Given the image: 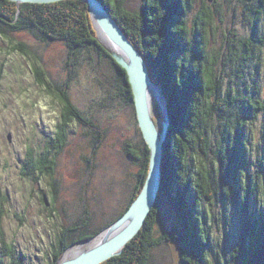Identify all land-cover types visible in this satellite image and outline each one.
Wrapping results in <instances>:
<instances>
[{"label": "trees", "instance_id": "obj_1", "mask_svg": "<svg viewBox=\"0 0 264 264\" xmlns=\"http://www.w3.org/2000/svg\"><path fill=\"white\" fill-rule=\"evenodd\" d=\"M99 1L129 40L141 50L150 77L163 90L169 118L160 165V189L155 204L142 228L128 241L123 252L100 264H147L150 248L161 241L154 238L152 232L161 211L162 199L173 209L178 224L182 225L179 227L180 234L175 228L163 234L165 239L167 236L184 244L179 264H214V261L222 264L210 232V221L214 219L209 204L217 196L222 202L221 235L231 242L230 257L224 259L225 262L222 260L223 263L237 258L240 264H264V122L258 129L254 130L252 126V122L257 121L261 113L264 114V90L256 81L263 62L260 54L264 51V0H238L240 17L250 35L232 30L220 50L209 48L211 24L220 13L216 2L212 4L211 11L207 5L195 10L193 0H142L140 10L128 9L124 0ZM190 11L191 26L187 24ZM5 21L12 30L36 28L42 37L62 38L72 49L95 51L98 58L103 57L112 64L121 100L133 103L127 72L94 36L84 1L17 4L11 0H0V23ZM4 35H8L7 31L0 27V37ZM19 46L22 52H27L24 43ZM218 63L230 70L233 82L236 83V78L242 79L243 86L231 84L222 90L215 70ZM33 67L36 81L47 85L46 92L60 102L63 112L56 126V144L44 145L37 154L31 147L27 148L23 173L32 178L34 174L37 177L51 173L55 155L66 139L68 121H83L81 112L69 96L67 83L50 88L47 82L50 79L44 69L36 65ZM245 77L249 79V84H246ZM213 98L215 102L210 103ZM213 111L218 117L216 127L220 134L215 151L222 169L218 186L213 182V170L204 164L195 165L188 153L192 143L200 138L208 144L205 131L213 119ZM255 131L259 132L257 137L253 136ZM46 147L50 149L46 150ZM143 155L138 189L116 218L127 210L147 176L149 150L144 148ZM225 177L229 181H224ZM49 192L51 201L55 200L53 187ZM1 198L5 200V196H0V205ZM228 204L231 207L228 208ZM3 210L1 208V214ZM114 220L100 227L84 226L74 236L70 234L73 228H66L58 237L56 261L67 246L94 235ZM231 222L237 225L236 230L232 229ZM1 242L5 244L3 235ZM0 253L7 256L12 264H18L17 260L21 259V255L16 257L9 244L3 245ZM0 264H4L2 259Z\"/></svg>", "mask_w": 264, "mask_h": 264}, {"label": "rangeland", "instance_id": "obj_2", "mask_svg": "<svg viewBox=\"0 0 264 264\" xmlns=\"http://www.w3.org/2000/svg\"><path fill=\"white\" fill-rule=\"evenodd\" d=\"M141 2L124 0L123 3L130 10H140ZM214 2L220 13L211 24V50H220L232 30L241 35H250L240 17L238 0H193V6L196 10L207 5L212 11ZM191 12L187 16L189 26L192 23ZM0 25L8 34L0 37V196H5V200L1 198L0 205V252L3 245L9 244L16 257L21 255L18 264H55L58 237L66 228H73V234H70L74 236L84 226H103L125 209L138 189V173L145 156L143 150H149L150 157V149L138 125L134 102L121 100L115 72L107 59L98 58L95 51H88L87 48L72 49L62 38H44L36 28L12 30L8 28L7 21ZM91 25L94 36L101 40L92 22ZM21 43L25 44L26 53L20 50ZM260 55L263 62L256 81L264 90V51ZM34 65L44 69L46 77L50 79L47 81L50 88L67 83L69 96L81 112L83 121H68L66 139L55 155L51 173L37 177L34 174L32 178L23 173L27 148L31 147L37 154L44 145L56 144V126L63 112L60 102L46 92L47 85H40L36 81ZM215 70L216 76L220 77L222 90L231 84L243 86L240 78L234 80L236 83L232 81L227 67L218 63ZM245 81L249 84L248 78L245 77ZM150 101L153 102L151 117L159 125V118H162L161 99L151 95ZM212 102H215L214 98ZM217 122V114L213 111V119L205 131L208 144L200 138L188 149L195 165L204 164L213 170L216 186L220 183L222 172L215 156L220 137ZM262 122L264 114L261 113L258 120L252 122L253 129H258ZM257 134L259 132H253L254 137ZM207 145L209 147L206 148ZM56 149L57 146L55 149L53 147L50 158ZM224 181H229L228 177ZM52 187L56 192L53 201L49 192ZM1 208L4 209L3 214ZM209 208L214 219L210 221L212 242L221 263L225 264L222 260L230 257L231 242L221 235L222 202L218 196L210 201ZM174 215L173 209L162 199L161 211L152 232V236L161 241L150 248L147 264L180 263L184 244L167 236L163 238V234L173 228L177 233H182L179 228L182 225L178 224ZM230 224L232 229H237L233 222ZM2 235L5 244L1 242ZM209 257L214 259L212 255ZM0 259L4 264H12L7 256L1 254ZM214 264L217 262L214 261ZM227 264L240 263L237 258H230Z\"/></svg>", "mask_w": 264, "mask_h": 264}, {"label": "water", "instance_id": "obj_3", "mask_svg": "<svg viewBox=\"0 0 264 264\" xmlns=\"http://www.w3.org/2000/svg\"><path fill=\"white\" fill-rule=\"evenodd\" d=\"M11 1L20 4L24 2L47 3L58 0ZM82 1L86 3L90 20L98 33L101 31V34L113 43L112 49L103 42V39L102 42L99 40L100 43L127 72L133 92L138 125L143 139L150 149L149 169L139 193L120 218L108 225L109 227L104 231L101 232L100 230L88 238L77 240L67 246L55 264H100L122 253L127 242L142 228L146 217L155 204L160 189L162 145L169 127L167 103L163 90L156 81L151 79L147 63L139 47L129 40L127 34L104 8L101 1ZM149 87L152 91L156 90L157 96L161 99L162 118H159V125L155 124L150 114ZM83 244H86L85 248H78L71 255H65L69 249Z\"/></svg>", "mask_w": 264, "mask_h": 264}, {"label": "bare ground", "instance_id": "obj_4", "mask_svg": "<svg viewBox=\"0 0 264 264\" xmlns=\"http://www.w3.org/2000/svg\"><path fill=\"white\" fill-rule=\"evenodd\" d=\"M102 3V2H101ZM102 5H103V3H102ZM36 22V21H35ZM100 31V30H99ZM100 35H101V40L103 39V42L107 45V46H109L110 47V49H112L111 48V46H112V42H110L108 39H106L105 37H104V35L103 34H101V31H100ZM102 81V80H101ZM151 95H153L154 97H156V95H157V91L156 90H153L152 91V89L149 87V93H148V100H149V102H150V105H149V107H150V114L152 115V111H151V102L152 101H150V96ZM59 97H61V96H59ZM153 103V102H152ZM154 121V120H153ZM178 142V141H177ZM213 159V158H212ZM148 169H149V165H148ZM54 218V217H53ZM52 219V218H51ZM89 233V232H88ZM73 234V233H72ZM84 235V234H83ZM83 247H86V245H77V246H75V247H73V248H71V249H69L67 252H66V254L65 255H69V254H71V253H73L74 251H76L78 248H83ZM62 250V249H61ZM53 254H55V253H53Z\"/></svg>", "mask_w": 264, "mask_h": 264}]
</instances>
